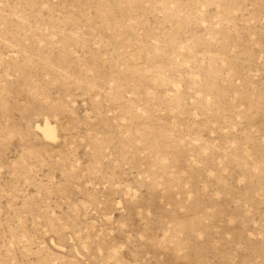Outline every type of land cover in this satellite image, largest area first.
I'll return each instance as SVG.
<instances>
[{
  "label": "rangeland",
  "instance_id": "374dc122",
  "mask_svg": "<svg viewBox=\"0 0 264 264\" xmlns=\"http://www.w3.org/2000/svg\"><path fill=\"white\" fill-rule=\"evenodd\" d=\"M0 264H264V0H0Z\"/></svg>",
  "mask_w": 264,
  "mask_h": 264
},
{
  "label": "bare ground",
  "instance_id": "6f19581e",
  "mask_svg": "<svg viewBox=\"0 0 264 264\" xmlns=\"http://www.w3.org/2000/svg\"><path fill=\"white\" fill-rule=\"evenodd\" d=\"M35 127V129L41 132L45 139L52 141L56 139L55 128L49 123L48 119L45 120L43 126L36 125Z\"/></svg>",
  "mask_w": 264,
  "mask_h": 264
}]
</instances>
